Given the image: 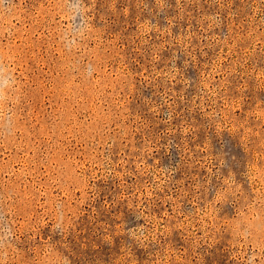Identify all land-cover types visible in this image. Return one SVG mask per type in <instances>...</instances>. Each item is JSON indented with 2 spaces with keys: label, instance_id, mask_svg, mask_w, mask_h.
<instances>
[{
  "label": "rangeland",
  "instance_id": "obj_1",
  "mask_svg": "<svg viewBox=\"0 0 264 264\" xmlns=\"http://www.w3.org/2000/svg\"><path fill=\"white\" fill-rule=\"evenodd\" d=\"M73 5L0 0V264H264V0Z\"/></svg>",
  "mask_w": 264,
  "mask_h": 264
},
{
  "label": "clouds",
  "instance_id": "obj_2",
  "mask_svg": "<svg viewBox=\"0 0 264 264\" xmlns=\"http://www.w3.org/2000/svg\"><path fill=\"white\" fill-rule=\"evenodd\" d=\"M74 8H76L77 10L80 7V0H74ZM77 15H80L79 11H77Z\"/></svg>",
  "mask_w": 264,
  "mask_h": 264
}]
</instances>
